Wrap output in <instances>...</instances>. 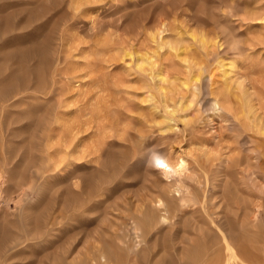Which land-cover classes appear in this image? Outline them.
<instances>
[{"label": "rangeland", "instance_id": "1", "mask_svg": "<svg viewBox=\"0 0 264 264\" xmlns=\"http://www.w3.org/2000/svg\"><path fill=\"white\" fill-rule=\"evenodd\" d=\"M263 181L264 0H0V264H264Z\"/></svg>", "mask_w": 264, "mask_h": 264}, {"label": "bare ground", "instance_id": "2", "mask_svg": "<svg viewBox=\"0 0 264 264\" xmlns=\"http://www.w3.org/2000/svg\"><path fill=\"white\" fill-rule=\"evenodd\" d=\"M58 14V13H57ZM39 28V27H38ZM138 63V62H137ZM137 65V64H136ZM139 65V63H138ZM161 72V69H160ZM163 73V72H162ZM166 74V73H165ZM159 75V74H158ZM157 77V76H156ZM194 79V78H193ZM211 80V79H210ZM159 81H163L162 79H159ZM211 82V81H210ZM187 103V102H186ZM187 105V104H186ZM166 107V106H165ZM212 110L215 111V113L213 114V118H218L220 119L221 117H223L225 114V109L223 108V106L220 104V102L218 101H214L211 104ZM9 112V111H8ZM166 115V114H165ZM209 118V117H206ZM168 119V118H167ZM211 119V117H210ZM170 120V119H169ZM216 120V119H215ZM212 121V119H211ZM172 122V121H171ZM211 123V122H210ZM218 126V125H217ZM169 130V129H167ZM166 130V131H167ZM210 130V129H209ZM177 159V158H176ZM175 162V161H174ZM187 172V168H186V162L184 159H180L177 163H176V167H175V173H176V177L178 179V185H177V189L176 192L178 194V196H180V194H182V190H181V178L185 175V173ZM176 179V180H177ZM262 185V189L264 190V181L260 184ZM264 193V192H263ZM13 200V199H12ZM255 211V209H254ZM255 214V213H253ZM230 258V257H229Z\"/></svg>", "mask_w": 264, "mask_h": 264}]
</instances>
